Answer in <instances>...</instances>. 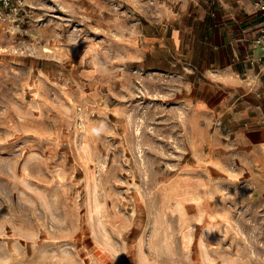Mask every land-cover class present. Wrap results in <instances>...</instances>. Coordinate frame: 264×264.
<instances>
[{
    "label": "rangeland",
    "instance_id": "rangeland-1",
    "mask_svg": "<svg viewBox=\"0 0 264 264\" xmlns=\"http://www.w3.org/2000/svg\"><path fill=\"white\" fill-rule=\"evenodd\" d=\"M91 1L0 29V264H196L211 223L221 264L263 263L264 207L213 163L205 81L170 70L129 0Z\"/></svg>",
    "mask_w": 264,
    "mask_h": 264
},
{
    "label": "crops",
    "instance_id": "crops-1",
    "mask_svg": "<svg viewBox=\"0 0 264 264\" xmlns=\"http://www.w3.org/2000/svg\"><path fill=\"white\" fill-rule=\"evenodd\" d=\"M26 2L38 8L39 15L45 16L54 7L75 15L79 13L78 10L93 8L101 1ZM129 2L147 24V30H144L147 31V38L167 43L171 57L167 60L170 70L179 64L183 73L196 74L205 81L203 87L211 91V97L209 100H195L197 111L203 115L207 104L212 105L211 111L204 116L207 123L213 126L214 144L227 155L226 159L213 160V163H234L237 171L243 172L250 190L259 195L264 207V63L260 60L263 51L256 42L261 17L255 1ZM80 13L85 15V12ZM138 34H133L132 39L144 37L141 30ZM164 48L168 50L167 46ZM195 56H199L201 61L197 66L191 60ZM200 197L201 193L196 188L186 187L182 192L183 202L197 200L199 213L194 218L195 221L197 218H210L213 215V212L205 215L202 213L204 203L199 200ZM186 221L190 222V219L186 218ZM214 234V223L202 231L199 247L197 243L199 254L196 255V264L224 262L213 254L214 249L205 247L206 244H214Z\"/></svg>",
    "mask_w": 264,
    "mask_h": 264
},
{
    "label": "built area",
    "instance_id": "built-area-1",
    "mask_svg": "<svg viewBox=\"0 0 264 264\" xmlns=\"http://www.w3.org/2000/svg\"><path fill=\"white\" fill-rule=\"evenodd\" d=\"M260 13V26L256 42L263 51L260 60L264 63V0H254ZM31 20L39 22L42 18L37 16L34 6L29 5L25 0H0V29L10 32L11 26H19L20 23Z\"/></svg>",
    "mask_w": 264,
    "mask_h": 264
},
{
    "label": "bare ground",
    "instance_id": "bare-ground-1",
    "mask_svg": "<svg viewBox=\"0 0 264 264\" xmlns=\"http://www.w3.org/2000/svg\"><path fill=\"white\" fill-rule=\"evenodd\" d=\"M44 50H45V51H49V48H45Z\"/></svg>",
    "mask_w": 264,
    "mask_h": 264
}]
</instances>
